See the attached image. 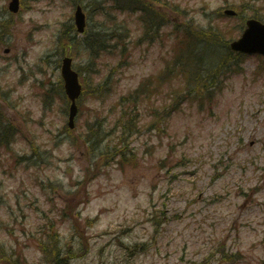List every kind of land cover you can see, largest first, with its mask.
<instances>
[{
  "label": "rangeland",
  "instance_id": "374dc122",
  "mask_svg": "<svg viewBox=\"0 0 264 264\" xmlns=\"http://www.w3.org/2000/svg\"><path fill=\"white\" fill-rule=\"evenodd\" d=\"M73 1L25 0V5L36 4L35 8L15 19L16 25L0 44V81L4 86L10 88L22 76L21 66L28 72L31 68L37 69L41 71L40 78L46 74L56 82L61 79L57 62L61 60L62 47L72 46L75 53H83L79 45L67 43L68 23L75 8ZM96 1L101 0H84L83 4L88 5L85 10L94 12L95 6L90 3ZM181 1L188 18L195 17L199 23L207 21L205 11H213L224 3V0ZM228 1L240 3L241 0ZM247 2L243 14L249 17L255 13L254 7L258 3L255 0ZM6 3L7 0H0V11ZM156 6L168 14L174 12L173 5L166 9L161 2H156ZM175 11L180 12V9ZM169 17L172 19L173 14ZM180 20L184 21V18L180 17ZM222 20L223 23L240 22L236 18ZM64 21L67 24L62 27ZM215 22L221 21L216 18ZM89 25L91 29L100 30L95 18ZM129 25L133 31L130 35L126 33L129 36L127 45L130 41L135 45L142 29L134 18L130 19ZM214 32L223 35L218 28ZM237 33L232 31L227 37H235ZM85 37L80 35L78 40ZM165 41L170 44L169 38ZM160 42L158 38L153 45L144 43L136 49L127 47L132 51L131 57L126 55L127 51L121 62H131L120 68L116 92L104 102L89 97L84 104L81 123L87 113L92 121H102V132L110 129L104 118L109 117L116 98L132 91L147 75L162 69V56L168 46H162ZM6 47L10 48L8 53H5ZM202 48L213 56L220 51L211 45ZM45 56L49 61L43 63L41 59ZM74 58L75 66L84 70L88 57L79 54ZM109 62L116 64L118 59ZM241 62L243 71L227 79L224 94L219 96L213 113L199 111L196 106H184L168 121L162 137L147 132L132 142L130 148L135 153H127L131 163L125 167L104 165L112 154L111 147L89 164L93 153L79 136L72 146L63 141L54 151L53 162L41 169V176L46 180L44 190L40 186L28 189L31 186L28 172L10 175L0 168V225L4 222L13 231L0 226V239L8 252L18 248L14 258L20 264H42L37 236L26 235L36 234L43 224L35 207L41 204L46 210L54 207L57 212L67 204L75 205L89 192L91 199L80 204V213L69 209L65 215L51 214L59 222L61 250H67L70 243H75L77 248L79 240L73 241L71 232L89 225L86 231L91 238L90 252L73 260L72 264H264V77L256 73L260 62L258 56L246 57ZM45 64L50 66L46 71ZM104 75L96 76L102 78ZM84 81L87 88L92 87L93 76L87 71L82 73L83 84ZM21 96L24 97L20 106L32 119L26 127L28 120L21 125L22 136H42L41 139L52 144L68 135L60 132L67 122L60 96L55 98L47 117H43L45 110L40 91L32 87L31 82L25 84L24 81L23 87L13 92V97ZM19 117L15 116L14 120ZM23 146L21 142L16 144L17 151L23 153ZM164 158H168L167 163L162 162ZM89 165L91 168L103 167V173L91 185L83 182L81 193H70L75 188V181L83 179ZM49 181L58 188H53ZM23 188L35 192L27 196L26 202L28 194ZM48 194L53 195V203L47 201ZM17 197L26 211V222L21 217L18 222L13 219L20 214L19 210L12 217L7 209L9 202L14 207L10 208L17 210ZM30 202L33 204L25 206ZM160 208L165 214L162 223L157 225L159 211L156 210ZM97 216V221L90 222L89 217ZM30 230L32 232H27ZM224 253L234 254L235 260L223 261Z\"/></svg>",
  "mask_w": 264,
  "mask_h": 264
},
{
  "label": "trees",
  "instance_id": "16d2710c",
  "mask_svg": "<svg viewBox=\"0 0 264 264\" xmlns=\"http://www.w3.org/2000/svg\"><path fill=\"white\" fill-rule=\"evenodd\" d=\"M129 3L120 4V0H111L117 7L124 10L134 11L137 9L133 3L135 0H127ZM219 28V25H215ZM180 32V28L175 29ZM109 35V34H108ZM105 36L100 38V42L96 48L97 52H102L104 49L107 53H113L110 48L111 42L118 40L114 46L122 40V36L116 34L114 37ZM187 35V33L185 34ZM108 42V45L105 43ZM190 45L188 38H183L180 41L177 39L173 52L175 56L172 60V67L167 70L166 76L161 78L150 79L145 82L139 89L135 90L129 95H125L120 103L123 105V115L120 119V126L122 127L121 135H117L119 144H121L126 135L132 136L141 132L140 126L141 120L146 117L147 111L153 112L154 117L148 123V129L157 127L159 129L164 123L163 119L165 113L169 111H176L181 106L183 98L189 103H198L202 106H212L217 98L219 89H222L226 75L235 71L234 64L240 59V54L235 55L230 51L227 55L228 58H222L217 63H211L204 60L202 56H199L196 51H193V47L186 50ZM113 48V47H112ZM102 49V50H101ZM94 56L96 57V51ZM232 60V61H231ZM231 61V62H230ZM171 62V59L170 61ZM230 63V64H229ZM229 64V65H228ZM264 70V69H263ZM184 81L183 86L177 87V82ZM112 86L109 85L108 89ZM114 85L112 86V89ZM0 119V146L8 148V145L13 139L12 130L2 132L3 125ZM5 127V126H4ZM10 132V133H9ZM1 153V149H0ZM50 239L57 240L56 235L49 233ZM50 264H67L64 260L60 259L58 249L48 251ZM4 262H8V259L0 255ZM16 261H12L11 264ZM9 263V262H8Z\"/></svg>",
  "mask_w": 264,
  "mask_h": 264
},
{
  "label": "water",
  "instance_id": "95a60500",
  "mask_svg": "<svg viewBox=\"0 0 264 264\" xmlns=\"http://www.w3.org/2000/svg\"><path fill=\"white\" fill-rule=\"evenodd\" d=\"M75 18L79 31H83L86 21L85 14L83 13L80 6L76 11ZM248 24L251 29L248 31L246 37L239 41L233 42L232 46L236 49L244 51H261L264 53V24L256 20H249ZM71 63V58L67 57L64 59L62 73L65 78V87L67 93L73 100L70 112V124L73 126L74 118L77 113V105L75 100L81 93V85L79 83L78 73L72 69Z\"/></svg>",
  "mask_w": 264,
  "mask_h": 264
}]
</instances>
